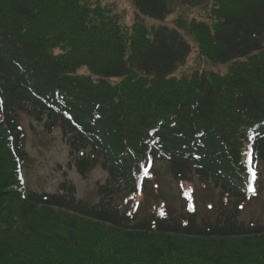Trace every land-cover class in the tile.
<instances>
[{
  "label": "trees",
  "instance_id": "trees-1",
  "mask_svg": "<svg viewBox=\"0 0 264 264\" xmlns=\"http://www.w3.org/2000/svg\"><path fill=\"white\" fill-rule=\"evenodd\" d=\"M132 1L159 22L172 12ZM182 1L206 20L127 25L100 0H0V264H264V225L240 222L247 150L264 163V0ZM182 32L226 73L178 77L192 53ZM23 118L59 129L83 178L107 173L98 204L68 182L24 187ZM152 162L216 187V219L132 214Z\"/></svg>",
  "mask_w": 264,
  "mask_h": 264
},
{
  "label": "rangeland",
  "instance_id": "rangeland-1",
  "mask_svg": "<svg viewBox=\"0 0 264 264\" xmlns=\"http://www.w3.org/2000/svg\"><path fill=\"white\" fill-rule=\"evenodd\" d=\"M102 4L113 7L114 12L121 17L127 24L132 25L139 21L151 26H168L175 29L177 20H206L207 9L203 6H189L181 0H170L172 12L163 23L155 22L147 17L138 16L132 0H100ZM182 35L192 46V53L179 68L177 76L192 74L195 71L226 73V67L213 65L200 56L196 43L182 32ZM24 119L26 131L25 150L28 154L24 177L28 190L38 193L56 194L59 192L63 182L75 185L77 197L80 200L91 204H98L100 198L97 194L98 186L106 181L107 173L101 167L93 169L86 178H82L75 168L69 167V148L64 142L61 131L56 130L52 134H47L43 126ZM156 180L146 190V194L139 197L142 203L140 213L152 214L153 208L166 205L170 210L176 212L177 216L186 215L185 206L192 200L197 208L199 222L210 217L212 220L221 212V192L209 185L207 188L202 186L196 179L190 184L180 186L174 181L165 163H156ZM260 180L258 187L261 193L256 199L248 202L241 215V221L249 224L250 222H260L264 224V164L260 166ZM190 185V186H189ZM193 189H192V187ZM184 190L188 193L187 197ZM193 190V192L191 191ZM190 193V194H189ZM124 202L122 198L117 200V204ZM161 205V206H162ZM147 208V209H146ZM231 210V209H230Z\"/></svg>",
  "mask_w": 264,
  "mask_h": 264
},
{
  "label": "snow or ice",
  "instance_id": "snow-or-ice-1",
  "mask_svg": "<svg viewBox=\"0 0 264 264\" xmlns=\"http://www.w3.org/2000/svg\"><path fill=\"white\" fill-rule=\"evenodd\" d=\"M250 155H251V154L249 153V156H250ZM248 163L251 164V159H249ZM145 172H147V169H145ZM249 172L251 173L252 178H253V180H254L255 177H256V173L252 170L251 167H249ZM253 191H254V189H253ZM241 207H242V206H241Z\"/></svg>",
  "mask_w": 264,
  "mask_h": 264
}]
</instances>
